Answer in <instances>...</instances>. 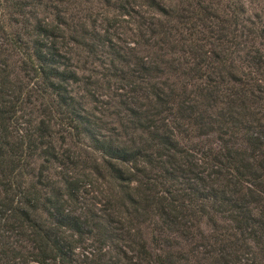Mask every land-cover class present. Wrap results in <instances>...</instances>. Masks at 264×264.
<instances>
[{"label": "trees", "instance_id": "16d2710c", "mask_svg": "<svg viewBox=\"0 0 264 264\" xmlns=\"http://www.w3.org/2000/svg\"><path fill=\"white\" fill-rule=\"evenodd\" d=\"M0 264H264V0H0Z\"/></svg>", "mask_w": 264, "mask_h": 264}]
</instances>
